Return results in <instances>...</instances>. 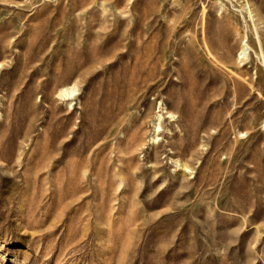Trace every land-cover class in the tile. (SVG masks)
<instances>
[{
	"label": "rangeland",
	"instance_id": "obj_1",
	"mask_svg": "<svg viewBox=\"0 0 264 264\" xmlns=\"http://www.w3.org/2000/svg\"><path fill=\"white\" fill-rule=\"evenodd\" d=\"M260 57L264 0H0V264H264Z\"/></svg>",
	"mask_w": 264,
	"mask_h": 264
},
{
	"label": "bare ground",
	"instance_id": "obj_2",
	"mask_svg": "<svg viewBox=\"0 0 264 264\" xmlns=\"http://www.w3.org/2000/svg\"><path fill=\"white\" fill-rule=\"evenodd\" d=\"M246 13L248 14L249 17H252L251 16V11H250L248 6L246 8ZM252 19L253 18H251V20ZM248 50H249V47L247 45V42H243L242 49L240 50L239 55H238L239 59L243 60L244 58H246L247 54H248ZM260 58H262V64L264 66V58L263 57H260ZM75 92H76V88H75V85H74V86H71V87L62 88L60 90V92H59V95H60V97L68 100L70 97H72L74 95ZM164 114H168L167 118H169L170 120H172L174 118V116L171 113H167L166 112ZM163 120H164V117L159 111L155 115V117H154V119L152 121L153 128H154V130L152 131V138H151L152 143H157L159 141L158 140V138H159L158 132L162 129L161 124H162ZM172 163H174V165L177 166V167L181 166L180 164H178L177 160L173 161ZM182 169H183V172H186V173L189 174V170L190 169L188 167L184 166V167H182Z\"/></svg>",
	"mask_w": 264,
	"mask_h": 264
}]
</instances>
